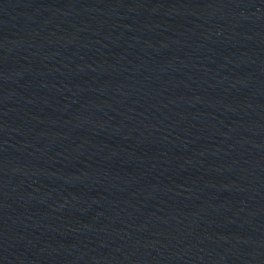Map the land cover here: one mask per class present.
Instances as JSON below:
<instances>
[{"label": "water", "instance_id": "obj_1", "mask_svg": "<svg viewBox=\"0 0 264 264\" xmlns=\"http://www.w3.org/2000/svg\"><path fill=\"white\" fill-rule=\"evenodd\" d=\"M0 264H264V0H0Z\"/></svg>", "mask_w": 264, "mask_h": 264}]
</instances>
